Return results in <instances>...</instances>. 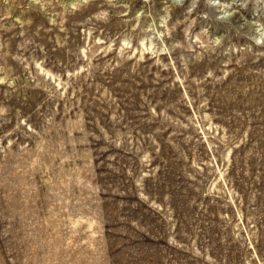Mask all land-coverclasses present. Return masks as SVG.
I'll return each instance as SVG.
<instances>
[{
	"label": "rangeland",
	"instance_id": "rangeland-1",
	"mask_svg": "<svg viewBox=\"0 0 264 264\" xmlns=\"http://www.w3.org/2000/svg\"><path fill=\"white\" fill-rule=\"evenodd\" d=\"M0 264H264V0H0Z\"/></svg>",
	"mask_w": 264,
	"mask_h": 264
}]
</instances>
